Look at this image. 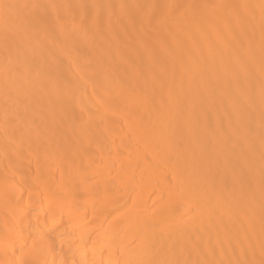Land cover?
<instances>
[{
    "label": "bare ground",
    "instance_id": "1",
    "mask_svg": "<svg viewBox=\"0 0 264 264\" xmlns=\"http://www.w3.org/2000/svg\"><path fill=\"white\" fill-rule=\"evenodd\" d=\"M0 264H264V0H0Z\"/></svg>",
    "mask_w": 264,
    "mask_h": 264
}]
</instances>
